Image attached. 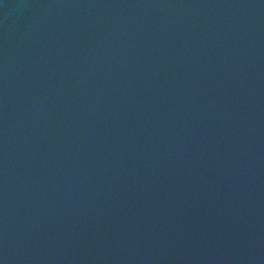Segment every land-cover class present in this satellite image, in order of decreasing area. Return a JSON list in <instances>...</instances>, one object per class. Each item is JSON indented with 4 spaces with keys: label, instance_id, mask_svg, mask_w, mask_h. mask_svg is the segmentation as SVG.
<instances>
[{
    "label": "water",
    "instance_id": "95a60500",
    "mask_svg": "<svg viewBox=\"0 0 264 264\" xmlns=\"http://www.w3.org/2000/svg\"><path fill=\"white\" fill-rule=\"evenodd\" d=\"M0 264H264V0H0Z\"/></svg>",
    "mask_w": 264,
    "mask_h": 264
}]
</instances>
